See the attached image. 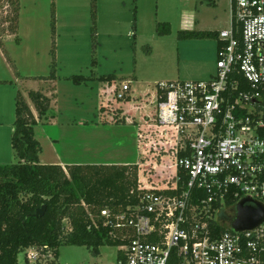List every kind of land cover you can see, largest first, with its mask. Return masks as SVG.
<instances>
[{
	"label": "rangeland",
	"instance_id": "rangeland-1",
	"mask_svg": "<svg viewBox=\"0 0 264 264\" xmlns=\"http://www.w3.org/2000/svg\"><path fill=\"white\" fill-rule=\"evenodd\" d=\"M18 5L13 32L12 7L0 1V165L18 161L10 143L17 92L37 120L40 163L100 164L115 157L139 163L137 127L104 124L101 105L116 100L114 93L127 84L124 97L146 94L147 104L139 107L146 114L155 105L156 82L208 80L216 73L217 40L182 37L180 31L217 34L230 22L229 0H18ZM165 22L171 31L161 35L158 24ZM72 75L91 79L75 85L66 79ZM104 75H114L115 82L98 80ZM30 91L49 97L45 117L38 118ZM25 253L18 254V264L26 263ZM116 253L108 245L94 255L86 246L61 244L57 262L108 264Z\"/></svg>",
	"mask_w": 264,
	"mask_h": 264
},
{
	"label": "built area",
	"instance_id": "built-area-1",
	"mask_svg": "<svg viewBox=\"0 0 264 264\" xmlns=\"http://www.w3.org/2000/svg\"><path fill=\"white\" fill-rule=\"evenodd\" d=\"M229 12L228 28L217 33L213 76L154 84L174 170L162 171V192L140 175L135 205L101 212L109 237L126 240L112 246L117 253L108 264H261L264 226L233 231L226 201L264 204V0H229ZM24 251L27 264H60L46 246Z\"/></svg>",
	"mask_w": 264,
	"mask_h": 264
},
{
	"label": "trees",
	"instance_id": "trees-1",
	"mask_svg": "<svg viewBox=\"0 0 264 264\" xmlns=\"http://www.w3.org/2000/svg\"><path fill=\"white\" fill-rule=\"evenodd\" d=\"M0 1L12 7L11 30L15 32L18 26V0ZM157 30L161 35L171 31L166 22L159 23ZM180 36H211L217 40L216 33L203 31L183 30ZM219 44L217 40V47ZM49 77L55 80L56 76L51 72ZM66 79L79 85L91 78L72 75ZM98 80L111 85L115 77L104 75ZM28 95L38 118L45 117L50 108L49 97L40 91H30ZM133 99L138 101L132 104ZM147 102L146 94L143 98L127 95L113 102L108 101L106 106L101 105L98 112L104 124L131 122L137 127L138 146L142 148L139 163H70L61 166L39 162L41 147L34 137L37 120L17 92L10 143L18 161L0 165V264H18V254L30 246H46L57 257L61 244L86 246L97 255L101 246L125 243L124 239L109 237V227L104 225L106 218L101 212L107 210L112 216L135 205L141 192L137 188L140 175L152 183L155 191L162 192L158 187L164 183L162 171L174 170L172 147L166 148L161 135L163 127L156 120L155 106L148 108L146 114L140 113V119L137 116V109ZM167 153L171 156L169 160H166ZM226 203L232 205L226 208L227 223H230L234 217V205L231 200ZM43 205V215L35 216L37 209ZM65 220L68 228L65 227ZM227 227V224L216 226L218 231ZM261 264H264V251Z\"/></svg>",
	"mask_w": 264,
	"mask_h": 264
},
{
	"label": "water",
	"instance_id": "water-1",
	"mask_svg": "<svg viewBox=\"0 0 264 264\" xmlns=\"http://www.w3.org/2000/svg\"><path fill=\"white\" fill-rule=\"evenodd\" d=\"M44 209V205L37 209L35 216H42ZM221 216L225 218L223 214ZM229 225L237 233L264 226V204L249 197L240 199L234 206V217Z\"/></svg>",
	"mask_w": 264,
	"mask_h": 264
},
{
	"label": "crops",
	"instance_id": "crops-1",
	"mask_svg": "<svg viewBox=\"0 0 264 264\" xmlns=\"http://www.w3.org/2000/svg\"><path fill=\"white\" fill-rule=\"evenodd\" d=\"M137 116L139 117L140 119V112H139V108L137 109ZM126 123H129V122H126ZM131 123V122H130ZM1 124V123H0ZM14 129V123L11 124V130ZM102 164H127L129 163L128 161H123V159H121L120 157H115V158H111V159H108L107 161L105 162H101ZM57 164V163H56ZM68 164V163H66ZM63 166V164H61Z\"/></svg>",
	"mask_w": 264,
	"mask_h": 264
}]
</instances>
